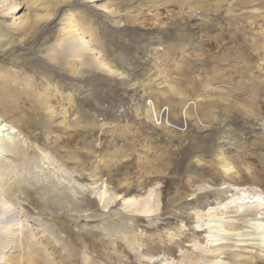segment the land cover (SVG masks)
<instances>
[{"label":"rangeland","instance_id":"1","mask_svg":"<svg viewBox=\"0 0 264 264\" xmlns=\"http://www.w3.org/2000/svg\"><path fill=\"white\" fill-rule=\"evenodd\" d=\"M15 1L22 21L0 22V117L21 148L9 161L1 148L0 220L33 237L0 264H219L190 229L206 223L259 242L244 238L264 229V0ZM71 14L104 64L57 47ZM255 247L225 249L264 264Z\"/></svg>","mask_w":264,"mask_h":264},{"label":"bare ground","instance_id":"2","mask_svg":"<svg viewBox=\"0 0 264 264\" xmlns=\"http://www.w3.org/2000/svg\"><path fill=\"white\" fill-rule=\"evenodd\" d=\"M6 1H8V3H5ZM19 6L20 5L15 0H0V22L1 23H3V22L6 23L8 20H10V23L9 24H19L22 21L21 20L22 17L19 16V15H17V11L19 9ZM54 18L51 21H53ZM51 21L48 22L46 24V26L43 27V29H46L47 26H49V24L52 23ZM6 35H7V32L6 31H4V30L3 31H0V36L1 37L6 36ZM91 38L92 37L89 34H87V32L85 31V29L83 27V23L81 21H79L75 17V15H72L71 14L70 17L65 21V24H64V26H63V28L61 30V33L59 34V38H57L56 42H57V47H60V48L62 47L63 52H66V53H64L65 56H67L69 53L72 52L74 54V60H77V58H79L80 54L88 53L94 59V63L99 66V65H101V63L102 64H104V63H103L102 60H100V56L96 55L95 48L92 46ZM5 111H7V110H5ZM7 120L0 117V152H1V148L3 147V145H5L6 146V149L8 151L7 153H5V160L9 161V159L13 156V151H14V153L16 155L19 154V152H20L19 149L21 147L20 148L17 147L18 144L16 143V141L18 139H20L21 137H19V135H18L20 133L19 130H15L12 127V125L8 124ZM10 120H11V118H10ZM0 164H4V162H3V160L1 158H0ZM4 167H5V165H4ZM5 189H6L5 190L6 193L8 195H10V196L11 195H15L16 196L17 195L16 194L17 192L22 191V189L17 188V187L15 188V187H12V186H6ZM130 192H131V189L126 190L125 195L128 194V193H130ZM104 199H106V198L104 197ZM192 199H194V198H192ZM112 201H114V200H112ZM110 202H111V199L106 200V203L107 204H109ZM124 202L126 204H128V207L130 208V211H132L133 213L138 212V213L149 214V213H153L154 209H156L153 206H151V203L149 204L148 201H137L136 199L133 200V199L128 198V199H125ZM4 203H7V202L4 201ZM258 203L257 204H250V206H248V207L246 206L247 208H245L242 213H244L245 216L254 215L252 212L253 211L255 212L256 210H259L262 207L260 205V203L259 204ZM2 205H5V204H2ZM243 205H244L243 203H240L239 205H237L235 207H237V208L244 207ZM10 206L11 205L8 204L7 205V208L10 209ZM232 211H234V210H232ZM126 213H128V212H126ZM133 213H131V214H133ZM205 213H207V215H208L207 217H209L211 215L212 216H215L214 211H212V210L210 211V208H208V210ZM227 215H229V214H227ZM219 216H221V215H219ZM202 217L201 216H198L197 217L194 214H191L190 216H188V221L189 222H197V221L203 219ZM5 221H6V224H3L2 223V220H0V243L3 242L0 245V258L2 257V254H3L2 252H3L4 246H8L9 245L10 248H13V249L16 248L18 242L20 243L22 237L25 240V243H26L25 245H27V244L29 245V244L32 243L31 238L33 237L30 234L29 230H27V228L25 229L24 225H22V226L20 225L21 226V229H19V227H20L19 226V223H21V221L20 222H17L14 219H12L11 221H7V220H5ZM221 222H223V221H221ZM201 223H203V222H201ZM230 223L233 226L228 227L229 229H237V228H239V225L237 224V221H233L232 220V221H230ZM243 223L244 222H242V224ZM206 225H208V226H206ZM206 225H200L198 227L197 226L196 227L195 226H192V227H190V229H192L194 231V233H196V234L206 232L209 235V239L210 240H209V242H207L209 244V246L208 247H203L204 248L203 249L202 248V245H201V247H200L201 249L200 250L204 254H206L208 256H211L212 257L211 259H213V260L215 258H219V262H220L219 264H227V262H225V261L222 260L227 254L228 255H232V256L235 257V254H233L234 252H232V250L230 248L229 249H225V246H227V244H236L238 246H249V245H251L253 247H255V245H256V246H258V247H255L256 249L257 248H260V247L261 248L263 247V249H264V237L262 236V235H264V229H260V228L256 227L255 228V230H256V233H255L256 236H252V237L249 236L247 238H244V240H258L259 241L258 243H241V244H238V243H232L228 239L225 240V241H223V238H220L219 237V233H221V231H222V233L224 232L223 235L225 234V237H228L229 239L233 238L232 237L233 234L232 233H229L225 229L226 227L224 225H220L219 224V225H217V227L211 225L210 223H206ZM261 227H262V225H261ZM242 234H243V232H242ZM248 235L249 234H246V236H248ZM4 239H6V240H4ZM197 247H199V246H197ZM198 250H199V248H198ZM223 255H225V256H223ZM199 257H200V255H199ZM251 257L252 256H249V255L248 256H241L240 255L238 257L233 258V264H243L244 261L245 262H246V260L248 261L249 258H251ZM198 259H196V260H198ZM252 259H254V258L252 257ZM203 260H206V259L204 258ZM208 260H209V258H208ZM194 261H195V259H194ZM194 261H193V263H194ZM195 262L197 264V261H195ZM199 262H200V259H199ZM3 263H5V262H3ZM228 264H230V263H228Z\"/></svg>","mask_w":264,"mask_h":264},{"label":"built area","instance_id":"3","mask_svg":"<svg viewBox=\"0 0 264 264\" xmlns=\"http://www.w3.org/2000/svg\"><path fill=\"white\" fill-rule=\"evenodd\" d=\"M145 105H147L149 107V109H150L149 111L152 112V119H157L159 117H163V118L166 117V114H167L166 111H163L162 113L158 112L159 115L157 114V110H156L152 100H149V99L146 100Z\"/></svg>","mask_w":264,"mask_h":264}]
</instances>
